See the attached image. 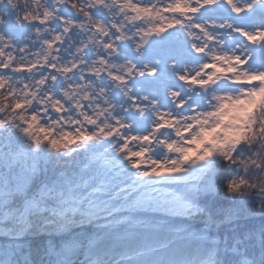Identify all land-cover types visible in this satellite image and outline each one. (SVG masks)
<instances>
[{
    "label": "snow or ice",
    "instance_id": "6c2138e0",
    "mask_svg": "<svg viewBox=\"0 0 264 264\" xmlns=\"http://www.w3.org/2000/svg\"><path fill=\"white\" fill-rule=\"evenodd\" d=\"M0 264H264V0H0Z\"/></svg>",
    "mask_w": 264,
    "mask_h": 264
},
{
    "label": "rangeland",
    "instance_id": "374dc122",
    "mask_svg": "<svg viewBox=\"0 0 264 264\" xmlns=\"http://www.w3.org/2000/svg\"><path fill=\"white\" fill-rule=\"evenodd\" d=\"M172 190H175V189H172Z\"/></svg>",
    "mask_w": 264,
    "mask_h": 264
}]
</instances>
